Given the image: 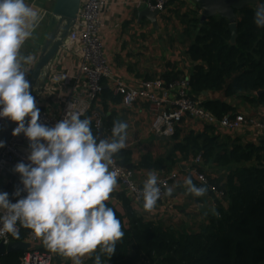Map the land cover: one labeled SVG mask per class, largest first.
I'll return each instance as SVG.
<instances>
[{
	"label": "trees",
	"instance_id": "16d2710c",
	"mask_svg": "<svg viewBox=\"0 0 264 264\" xmlns=\"http://www.w3.org/2000/svg\"><path fill=\"white\" fill-rule=\"evenodd\" d=\"M262 3L264 0H256L237 12L235 45L231 44L228 20L215 17L202 24L196 4V10L179 15L184 25L182 43H190L187 56L194 65L189 77L191 94L198 99L204 93H222L226 101L205 98L202 102V107L217 119L237 115V107L227 100H240L252 109L264 108V28L253 22L255 9ZM144 23L149 24L142 21L141 26ZM160 77L167 85L185 78L183 72L174 68ZM102 84L99 107L93 105V110L98 108L101 113L102 130L96 129L91 113L81 119H90L93 134L106 139L111 138L113 123L117 121L110 107L121 104L122 97L115 95L106 81ZM170 141L168 151L157 158L143 155L135 162L133 151L125 148L114 159L131 171L165 172L201 157L200 172L219 171L226 175L225 179L210 176L211 183L225 193L224 199H216L207 189L203 197H212L216 202L214 214L206 217L207 223L199 231L189 233L185 228H166L139 216L125 192H112L106 204L114 209L124 235L110 259L98 249L88 264H94L96 255H101L102 264H264V139L258 145L243 143L206 126L200 133L178 128ZM192 180L197 187L203 186ZM115 199L122 204L124 215L117 210ZM29 232L21 227L19 236L11 235V241L25 242ZM23 254L0 255V262L21 264Z\"/></svg>",
	"mask_w": 264,
	"mask_h": 264
},
{
	"label": "clouds",
	"instance_id": "9594fccd",
	"mask_svg": "<svg viewBox=\"0 0 264 264\" xmlns=\"http://www.w3.org/2000/svg\"><path fill=\"white\" fill-rule=\"evenodd\" d=\"M39 13L25 0H0V120L13 123L12 135L28 141V163L19 162L13 172L22 188L13 196L0 192V236H19V228L31 230L50 252L82 264L83 257L96 253L109 259L122 239L121 222L106 202L117 187L118 172L111 170L114 156L126 148L128 124L115 121L110 139L93 134L90 119L71 112L49 126L41 121V109L22 70L33 56L20 49L38 26ZM254 24L264 28V3L254 12ZM6 144L0 140V149ZM184 183L196 197L207 193L189 176ZM156 171H150L139 196L151 211L161 197ZM22 193L26 195L21 196ZM172 195V189L165 192ZM94 264H102L96 255Z\"/></svg>",
	"mask_w": 264,
	"mask_h": 264
},
{
	"label": "crops",
	"instance_id": "0c3cea01",
	"mask_svg": "<svg viewBox=\"0 0 264 264\" xmlns=\"http://www.w3.org/2000/svg\"><path fill=\"white\" fill-rule=\"evenodd\" d=\"M106 1L108 2V7L103 17L104 28L102 33L104 48L113 64L115 73L128 86L139 88L145 80L155 78L156 76L160 77L163 73L170 70V68L183 72L185 77H190L194 65L187 56L190 43H182L184 25L181 23L179 15L184 14L187 10H196L195 3L188 0H174L173 4L169 6L171 7L173 17H170L169 9L165 17L166 19L158 17L160 30L157 32L150 23H144L141 26L142 21L148 22L146 19H142L141 21L138 19L139 12L145 9L139 3L145 0ZM25 2L39 13L40 20L38 26L33 31L32 37L20 49V55L33 56L32 62L36 65L42 48L57 23L53 16L57 0H25ZM127 26H129V30L125 33ZM149 29L155 31L152 36L148 34ZM166 38H169V41H166ZM81 61L80 49L76 48L69 52L63 49L60 51L58 57L52 63L51 74L46 83L45 92L37 100V105L42 111H46L53 116H60L64 104L70 96H81L80 94L84 89L82 77L80 78L79 76ZM205 98L226 101L222 93H207L206 96L203 94V96L198 97L201 102ZM236 101L227 100V103L237 107V114L248 116L253 121V124L264 123V108L252 109L246 103ZM110 111L116 114L117 121H123L128 124L126 148L133 151L135 162H138L143 155H150L154 158L160 157L170 148L171 141H163L162 138L156 137L150 131L155 114L151 105L142 103L131 109L124 108L122 104L112 105ZM195 125L192 121H185L180 126V129L186 132L195 131L200 133L204 131L205 126ZM216 133L220 134L217 131ZM221 135H231L233 138L242 140L243 143L256 145L264 138L263 133L253 125L234 134ZM24 139L26 140L25 137ZM191 163L192 160L177 166L182 170L180 180L177 183L183 184L184 192L187 190L184 183L187 178V166H191ZM173 169L165 172H172ZM149 172L148 170L136 169L134 171L135 180L143 184ZM156 173L159 178L162 172ZM208 176H211L213 179L218 178L214 174H208ZM5 190L9 193L10 199H13L15 191L9 188ZM113 192H125L139 216L156 223H162L166 228L175 229L173 226L169 227V221L173 222L171 220L172 216L178 215V200L180 199L181 192L176 193L173 191L171 196H167L165 202L157 201L156 206L151 211L144 209L143 201H133L118 181L117 187ZM196 199L200 201L202 208L205 207L207 210L205 211L207 213L204 216L205 218L214 214L216 202L212 197H197ZM113 201L116 204L117 210L124 215L122 204L116 199ZM178 218L180 220L178 225L183 226L185 229L191 227L187 219ZM40 249L46 248L42 244ZM91 255L81 258L82 264H88ZM55 264H72V261H68L64 257L57 255Z\"/></svg>",
	"mask_w": 264,
	"mask_h": 264
},
{
	"label": "built area",
	"instance_id": "2783aa9c",
	"mask_svg": "<svg viewBox=\"0 0 264 264\" xmlns=\"http://www.w3.org/2000/svg\"><path fill=\"white\" fill-rule=\"evenodd\" d=\"M174 0H145L139 5L151 12L158 11L160 18L167 16L168 7ZM108 7L106 0H83L77 15L75 25L71 30L68 39L63 45L64 51L80 49L82 61L79 66V76L83 80L84 89L81 96H70L63 107L60 116L50 115L41 110V121L49 126L65 119L68 115L77 111L81 117L91 113L92 120L98 131L102 130V117L99 109V99L103 90V81L115 95L122 97V106L131 109L138 104H149L154 109V117L151 125V133L158 138L171 140L176 131L185 121H192L195 126H211L220 134H234L244 130L251 125L261 131L264 135V123H252L248 116L237 114L217 119L212 113L202 107V102L195 99L191 94L189 77H185L181 82L167 85L160 77L156 80L145 81L139 88L128 86L123 79L118 76L113 64L107 55L103 39V17ZM35 63L23 64L22 70L26 73V78L30 81ZM93 105H95L93 107ZM8 120H0V134ZM264 139V138H263ZM29 154L28 141L23 135L13 137L0 155V192L5 189L16 191L22 188L18 174L13 172L14 166L19 162L28 163ZM111 170L118 172L117 181L125 189L127 194L135 202H142L139 190L143 184L135 180L134 171L121 166L117 160ZM192 165L187 166V177H192L199 184L206 186L216 199H224L225 193L211 183L207 173L200 172L203 166L201 157L192 160ZM182 170L180 167L174 168L172 172H162L158 178V187L161 189V197L158 202H165L167 196L165 192L173 183L180 180ZM26 195L22 193L21 196ZM13 197L12 202H15ZM2 214V212H0ZM19 232L21 227L18 225ZM11 234L0 236V245L5 246L11 243ZM31 245V249L25 252L21 258V264H55L58 254L42 251L40 249L42 240L31 230L25 240ZM60 256V255H58ZM65 258V257H64ZM72 261L70 258H65ZM1 264V262H0Z\"/></svg>",
	"mask_w": 264,
	"mask_h": 264
},
{
	"label": "water",
	"instance_id": "95a60500",
	"mask_svg": "<svg viewBox=\"0 0 264 264\" xmlns=\"http://www.w3.org/2000/svg\"><path fill=\"white\" fill-rule=\"evenodd\" d=\"M83 0H57L53 10V16L57 21L55 28L48 36L36 64L32 76H31V92L36 98V101L45 92L46 83L51 74V68L53 61L58 57L60 51L63 48L64 43L68 39V36L75 25L77 15L81 8ZM195 3L201 11V23L204 24L208 19L221 17L230 22L231 31V44H236L237 38V12L247 6L255 4L256 0H188ZM159 12H151L148 9H143L139 12L138 19H146L153 27L155 31L160 30L158 23ZM260 92L258 94L261 95ZM206 96L207 93H204ZM15 125L7 121L1 134L0 140L4 141L6 145L14 137L12 131ZM163 141L168 140L162 138ZM6 147V146H5ZM5 148L0 149V155ZM31 249V245L25 242H11L9 245H0V255L9 254L13 252H28Z\"/></svg>",
	"mask_w": 264,
	"mask_h": 264
},
{
	"label": "rangeland",
	"instance_id": "374dc122",
	"mask_svg": "<svg viewBox=\"0 0 264 264\" xmlns=\"http://www.w3.org/2000/svg\"><path fill=\"white\" fill-rule=\"evenodd\" d=\"M168 9H169L168 12L170 14V17L172 18L173 13L171 11V7H169ZM128 27L129 26H127L125 28V33L128 32V30H129ZM142 29H143V27H142ZM153 32H155V31L149 29L148 34L150 36H152ZM166 41H169V38H166ZM133 42H135V41H133ZM238 101H240V100H237L236 102H238ZM213 174L216 175L218 178H220V176H222L220 179H222L223 177L226 176L219 171H215V173H213ZM223 179H225V178H223ZM171 187H172L171 188L172 192L173 191H175L176 193L181 192V196H180V199L178 200V203H179V206L177 208L178 215L172 216L173 218H171V220L173 222L169 221V227L173 226L178 230L184 229L183 226L178 225V223L180 222V220H178L179 219L178 217H182V218L187 219L190 222L191 227L187 228V231H189V233L199 231L200 228L202 227V225L207 223V219L204 217L207 215V213L205 212V211H207L206 208L205 207L202 208V206L200 205V201H198L196 199L197 197L188 191L187 185H186V187H187L186 192L183 191L184 187H183L182 183H173Z\"/></svg>",
	"mask_w": 264,
	"mask_h": 264
}]
</instances>
